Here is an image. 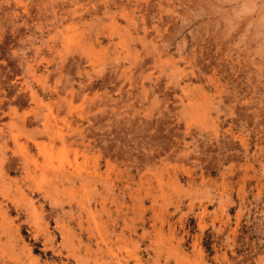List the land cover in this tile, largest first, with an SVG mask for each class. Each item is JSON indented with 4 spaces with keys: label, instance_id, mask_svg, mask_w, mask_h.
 <instances>
[{
    "label": "rangeland",
    "instance_id": "1",
    "mask_svg": "<svg viewBox=\"0 0 264 264\" xmlns=\"http://www.w3.org/2000/svg\"><path fill=\"white\" fill-rule=\"evenodd\" d=\"M0 264H264V0H0Z\"/></svg>",
    "mask_w": 264,
    "mask_h": 264
}]
</instances>
